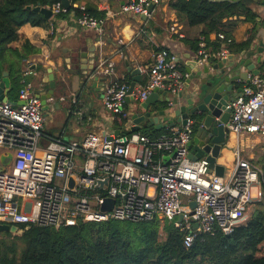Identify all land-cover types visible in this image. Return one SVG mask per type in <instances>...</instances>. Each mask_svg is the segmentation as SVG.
Masks as SVG:
<instances>
[{
  "label": "built area",
  "instance_id": "1",
  "mask_svg": "<svg viewBox=\"0 0 264 264\" xmlns=\"http://www.w3.org/2000/svg\"><path fill=\"white\" fill-rule=\"evenodd\" d=\"M163 1L127 0L121 12L149 16L150 5L159 6ZM76 7L84 12L78 18L81 26H101L84 7ZM49 8L54 15L67 12L61 3ZM217 38L226 45L233 43L224 33ZM204 40L199 50L201 65L209 59ZM221 56L227 57L226 52ZM101 67L106 76L115 73L113 63ZM139 73L148 80L135 86L131 95L129 83L114 80L103 98L104 108L129 130L127 133L94 131L79 141H65L44 131L41 101L30 80L33 72L29 67L24 70L18 96L24 104L0 100V224L60 229L89 222L168 221L184 234V245L190 248L200 234L218 230L231 234L248 221L251 206L264 197L263 170L244 158L241 150L236 151L233 167L223 176H217L205 159L191 161L187 144L194 131L190 120L156 138L132 132L130 96L139 104L156 89L175 97L188 77L168 49L157 52L151 66H140ZM76 104L72 100V105ZM227 109L231 111L230 134L264 139V77L250 78L243 94ZM108 199L114 206L104 210Z\"/></svg>",
  "mask_w": 264,
  "mask_h": 264
},
{
  "label": "trees",
  "instance_id": "2",
  "mask_svg": "<svg viewBox=\"0 0 264 264\" xmlns=\"http://www.w3.org/2000/svg\"><path fill=\"white\" fill-rule=\"evenodd\" d=\"M70 10L54 16L67 20L70 15L83 16L79 8L96 19L106 18L89 0H69ZM113 0H109L112 2ZM40 3L52 7L60 0H0V79L3 72L10 73L13 91L12 102L22 87V70L30 55L40 51L30 42L21 49L13 47L20 40L19 30L30 24L33 27H50L52 20L40 12L28 10ZM252 0H169L168 6L176 12L178 21L187 28L202 26V36L232 33L225 28L235 19L244 17L253 22L255 13ZM250 44V41H247ZM198 43V42H197ZM199 44V43H198ZM195 47L198 53L200 47ZM218 54L221 45L213 43ZM244 46V45H243ZM247 46V45H246ZM234 50V44L228 46ZM40 69H44L40 67ZM19 98V97H18ZM195 132V129H193ZM142 133L156 138L164 133ZM262 170L264 173V160ZM264 189V178H263ZM248 221L231 234L218 230L200 234L190 248L184 245V234L168 221L133 223L127 221L89 222L56 229L53 227H18L22 235L6 232L0 238V264H264V197L253 204Z\"/></svg>",
  "mask_w": 264,
  "mask_h": 264
},
{
  "label": "crops",
  "instance_id": "3",
  "mask_svg": "<svg viewBox=\"0 0 264 264\" xmlns=\"http://www.w3.org/2000/svg\"><path fill=\"white\" fill-rule=\"evenodd\" d=\"M127 0H89L101 12L106 13V18L101 19L100 28H86L78 23V18L75 15H70L67 20H56L53 17L50 27H33L30 24L22 26L19 30L20 40L13 44V47L21 49L24 42L28 41L37 48L38 54L30 55L29 59L24 64L22 75L28 67L32 70V81L35 92L41 90L45 93L49 89L45 83L48 78L47 69L51 68L56 80L68 79L66 87L56 95V104H51L50 115L44 113L45 123L44 131L51 136H58L65 141H79L90 132H100L103 134H115L117 131L127 133L129 130L120 126L113 114L109 113L103 106V98L105 91L108 89L112 81L120 80L127 82L130 85L133 83L136 75H133L135 69L139 70L140 66H151L157 52L161 49H168L173 53L178 62L181 64L182 71L188 76L186 69L188 63L192 60L200 59L199 52L195 51V47L201 46L203 27L197 26L187 28L178 21L176 12L169 8V0H164L159 6L151 12L149 16H135L124 14L121 12V6ZM261 0H252L251 9L256 17L253 22L246 21L244 17L235 19L234 23L228 25L225 29L232 33L234 50L229 49L223 41L217 38V34H212L208 39L205 38L204 50L209 54L207 65L210 64V59L216 55L214 64L221 61V53L226 52L228 58L234 57L239 59L243 51H251L253 44L254 30L264 24V6L260 3ZM78 5H75V7ZM79 7V6H78ZM77 8V7H76ZM56 16V15H54ZM260 20H257V19ZM80 27V28H79ZM83 37L85 40L83 47L87 48V39L92 40L95 47L100 48L101 58L99 65L102 63H113L115 73L112 76L102 75L101 80L97 82V88L103 90L100 94L99 102L86 100L85 97L76 96L69 82L72 73L67 71L64 78V70L78 66L79 59L75 55V42L77 38ZM101 37V42L98 38ZM250 44H247V41ZM198 42V43H197ZM218 42L221 45V50L218 54L214 53L213 43ZM244 45V46H243ZM247 45V46H246ZM99 50V49H98ZM256 58L252 59L256 62ZM70 60V63H68ZM43 67L44 69H40ZM259 70V76L264 77V61L256 65ZM102 72V67L100 68ZM66 73V72H65ZM103 73V72H102ZM209 73H215L210 67ZM207 75L203 74L194 84H199L205 81ZM253 76H249V79ZM9 78L11 76L9 73ZM140 81L136 87L143 85L148 78L139 73ZM186 79V80H187ZM246 82L240 81L235 83L236 88H243ZM248 85V84H247ZM12 92V91H11ZM8 98L10 99V94ZM18 99V93H16ZM67 101L61 102V98ZM160 95L158 102L153 106L154 111L168 109L167 97L164 102ZM53 100V99H52ZM51 100V101H52ZM72 100H76L77 104L72 105ZM12 101V100H11ZM19 102L16 101L15 103ZM67 102V103H66ZM66 103V104H64ZM139 103L131 101L128 103V110L131 116L140 111ZM80 113L82 116L80 117ZM62 116V120L56 117ZM91 118L92 121H88ZM164 118L160 117V122L163 123ZM182 127L181 125H176ZM163 131V130H162ZM157 130H149V133L162 132ZM166 131V129H165ZM143 132V131H141ZM251 139V138H250ZM237 150L242 151V156L262 169V160H264V139L239 138L235 134H230L227 139V144L222 150L221 157L217 164L225 167V174H228L233 167L235 154Z\"/></svg>",
  "mask_w": 264,
  "mask_h": 264
},
{
  "label": "water",
  "instance_id": "4",
  "mask_svg": "<svg viewBox=\"0 0 264 264\" xmlns=\"http://www.w3.org/2000/svg\"><path fill=\"white\" fill-rule=\"evenodd\" d=\"M229 1L238 2L240 0ZM60 2L67 11L71 9L72 4L69 0H60ZM260 3L264 6V0H261ZM155 7L153 4L150 5L149 11L152 12ZM28 10L40 12L48 20L54 17L51 9L42 6L40 3L35 7H28ZM257 20L260 19L258 18ZM252 36V50L249 52L243 51L239 59L225 57L217 64H214V60L217 58L214 55L210 59L209 65H201L199 59L189 62L186 69L189 78L186 80L184 89L175 97H171V100H168L169 108L154 111L153 106L158 102L160 95L163 97L161 99L162 102L169 96L168 92L164 90H154L148 99L140 105V111L131 116L133 126L130 130L132 132L144 130L162 131L176 125L184 127L190 120L193 122L195 132L187 144L189 159L191 161L205 159L208 161L210 169L217 176H223L225 167L217 164V161L221 157L222 150L226 146L227 139L230 136L228 123L231 111L227 109V106L243 94L244 89L236 88L235 83L243 81L249 84L250 75L258 76L260 74L259 70L256 69V65L264 61V24L262 27H257ZM83 39V37H80L74 40L76 45L75 55L76 59H79L80 64L73 68L65 69L64 78L67 75V71H70L72 77H70L68 83L71 85L72 92L76 96L85 97L86 100L91 99L97 103L99 102L100 94L103 93V90L97 88V82L101 80L103 75L100 72L101 66L99 65L101 58L100 48L95 47L91 43V39H87L86 41L88 47H83L85 41ZM101 39L99 37L98 42H101ZM254 57H257L256 62L252 61ZM68 63H70V60H68ZM210 67L213 68L215 73H209ZM47 73L48 78L45 83L48 84L49 89L45 93L41 92V90H36L35 92L41 101V109L44 113H47L51 109L52 103H57L56 99L58 98H56V95L66 87L68 80L65 78L58 82L51 68L47 69ZM203 74L207 75L205 81L195 85L194 81L198 80ZM133 75H136V77L130 86L129 95L132 94L134 87L140 81L138 69L133 71ZM13 89L14 86L10 81L9 73L3 72L0 79V100L11 105L22 106L24 104L23 101L15 103L9 100L8 94ZM131 100L133 98L130 96L127 100L128 103ZM160 117L164 118L163 123L160 122ZM131 123L128 125H131ZM121 133V131H117L115 135H120ZM11 158L12 156L8 157L6 165L10 163ZM1 162L4 163V157L1 158ZM74 184V177H71V189H73ZM113 206L114 201L108 199L103 209L109 210ZM191 206L194 208L196 204L192 203ZM29 228L27 227L26 230ZM195 228H197V225H195ZM6 232L16 235L24 233L17 226L0 224V235Z\"/></svg>",
  "mask_w": 264,
  "mask_h": 264
},
{
  "label": "rangeland",
  "instance_id": "5",
  "mask_svg": "<svg viewBox=\"0 0 264 264\" xmlns=\"http://www.w3.org/2000/svg\"><path fill=\"white\" fill-rule=\"evenodd\" d=\"M67 101V100H66ZM67 102H69V101H67ZM66 102V103H67ZM66 103H64V104H66ZM67 105V104H66ZM47 113L50 115L51 113H50V110L49 111H47ZM56 118H58V119H61L62 118V116L60 115V116H58V117H56ZM61 121H63L62 119H61ZM261 201V200H260ZM259 201V202H260ZM255 208V205L253 206H251V208H250V210H249V212H248V217L250 216V214H251V212L253 211V209ZM13 236H15L16 234H12ZM17 235H22V234H17Z\"/></svg>",
  "mask_w": 264,
  "mask_h": 264
},
{
  "label": "flooded vegetation",
  "instance_id": "6",
  "mask_svg": "<svg viewBox=\"0 0 264 264\" xmlns=\"http://www.w3.org/2000/svg\"><path fill=\"white\" fill-rule=\"evenodd\" d=\"M2 235H0V238H1Z\"/></svg>",
  "mask_w": 264,
  "mask_h": 264
}]
</instances>
